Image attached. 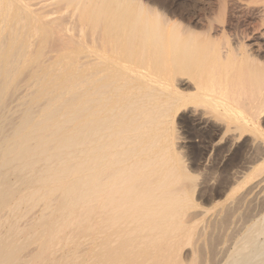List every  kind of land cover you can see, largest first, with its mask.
Masks as SVG:
<instances>
[{
    "label": "bare ground",
    "instance_id": "1",
    "mask_svg": "<svg viewBox=\"0 0 264 264\" xmlns=\"http://www.w3.org/2000/svg\"><path fill=\"white\" fill-rule=\"evenodd\" d=\"M244 1L233 23L228 0H26L20 17L19 0H0V109L24 82L36 47L28 40L42 46L59 24L76 25L62 59L34 60V94L47 97L39 114L21 112L5 140L0 125V264L194 263L196 247L184 248L197 222L185 213L196 201L173 122L185 109L213 110L225 133L264 146V0ZM84 42L93 50L80 56ZM18 90L13 100L26 103ZM260 154L242 165L239 190L264 181ZM257 211L208 264H264V204Z\"/></svg>",
    "mask_w": 264,
    "mask_h": 264
},
{
    "label": "rangeland",
    "instance_id": "2",
    "mask_svg": "<svg viewBox=\"0 0 264 264\" xmlns=\"http://www.w3.org/2000/svg\"><path fill=\"white\" fill-rule=\"evenodd\" d=\"M25 1L26 0H19V5L17 7V10H14V13H16L17 17H20L19 14H21V12H22V7L25 6ZM228 1H229L228 8L231 6H232V8H229L230 10L228 9V11L225 15L230 16L231 21L233 20V17H234V14L232 15L231 13H233L234 10L239 11L240 9H242V7L243 8L248 7L247 5H245L246 2L244 0H233V1L228 0ZM176 2H178V3H183V2L191 3V0H176ZM207 2L208 1H206V3ZM216 3H218V0H216ZM240 4H243V5H240ZM149 5L157 7V4L153 5L152 3H150ZM202 5H204V3ZM172 6L175 7L176 5L174 6V4H172ZM178 6L179 5L177 4V6L175 8L178 9L179 8ZM37 7L39 8L40 6H37ZM37 7H36V9H38ZM53 7L55 8V5H53L52 8ZM234 7H235V9H234ZM28 8L29 9L31 8V10L34 9L33 7H28ZM17 12L18 13L20 12V13L18 14ZM66 14H68V13H66ZM173 14H174V15H172V16H174V17H172L173 19L179 18L178 13H173ZM54 15H55V17L58 16V14H54ZM48 16H49V19H51L50 17H52V16L51 15H48ZM211 16L209 15V18H211ZM213 16H215V15H213ZM226 16H225V19L226 18L228 19L229 17H226ZM64 17H66V16L64 15ZM195 18H197V17H195ZM230 18H229V20H230ZM192 19H194V18H192ZM192 19H189V20H192ZM198 19H199V17H198ZM213 19H214V23L216 25V28L221 29L223 23L220 21V19L214 18V17H213ZM184 20L186 23L189 21L188 18H187V20L186 19H184ZM232 22L236 23V21H234V20ZM63 25L64 24H59L58 26L60 29L55 28L54 34H52L50 36V38L47 40L48 42H46L42 46H40V45L38 46V44L41 42V39H42L41 37H40L41 39H39V38L34 39L33 38L31 40H28V42H32L34 44L33 46L36 45V47L33 48L35 50L34 51L32 50L34 55L32 58L31 57L29 58V62H28L29 63L28 64L29 69L28 68L25 69L23 71L24 74L22 73L21 77H22V79H24L25 83L21 82L22 84H19L17 86V88L18 89L20 88V90H18L17 88L15 89V87H12V89L8 90V92L6 94V95H8V94L9 95L12 94V95L11 96L5 95V97L3 98V104L1 106L2 109H0V113H3L5 115L4 117H1V119H0V125L3 124L2 128H4V135H3V133L1 135L2 138L7 137V134H5V132L8 129L6 127H8L9 130L12 128L11 126H13V125L9 126L11 121L15 120V122H13V123L11 122V124H15V123H17L16 120L24 119V118H22L23 113H21V112L25 113V111H26L25 109H27L29 107L32 110L33 109L35 110V108H37L38 110L36 109L37 111L35 113L38 112L37 114H39L40 106L45 103L47 97L46 98L41 97V99H40L39 97L35 96L36 88H37V90L40 89V83L37 82L38 79L35 80V78H33V75H31V73L33 71V70L31 71V68H34V66H36L37 64H41V60H42V63H43V61H44V63H47V62L53 60V58L56 60L63 58V55L61 56V54H64V53L60 52L61 51L60 49H62V48H60V46H62L63 43H66V42L61 43V40L66 41L65 39L70 37L69 32L71 31V29L74 27L75 24L70 25L71 29L69 28L68 23L64 26ZM60 30H62V32ZM231 31L233 32V29H231ZM8 32H9L8 30L4 31L3 32L4 36H6L8 34ZM64 33H67V34L64 35ZM63 35L66 37H64ZM63 37L65 39H63ZM80 38L81 37H79L78 39H80ZM37 39H39V40H37ZM36 40H37L38 44H37ZM60 43H61V45H60ZM70 43H71V45L72 44L74 45V43L72 41ZM70 43H67V45L70 46ZM86 43L88 44L89 42L83 43L84 44V48H83L84 51L79 53L80 56L85 55V53L88 55L89 53H87L86 51L89 52V50H91V49L93 50V47H91V46H93V44L90 43L87 46ZM28 45L30 46L31 43L30 44L28 43ZM54 45H56V46H54ZM58 46H59V48H58ZM54 47H56V48L53 49ZM44 51H45V53L43 54L44 57H42L43 55H41V54ZM62 51H64V50L62 49ZM36 53L38 54L37 57H36ZM60 56H61V58H60ZM41 57H42V59H41ZM34 60L37 62H35ZM32 61H33V63H32ZM45 61H47V62H45ZM34 62L36 63V65ZM10 66H12V65H10ZM68 69H69V67H66L65 70H68ZM26 70L29 72H27ZM30 71H31V73H30ZM28 73H29V75L27 76ZM24 75H25V77H24ZM26 76H27V78H26ZM29 76L31 77V79ZM2 77H3V72H0V80L2 79ZM30 81H31V86H29ZM34 81H36V82H34ZM25 84H26V86H25ZM20 85H24V86H20ZM30 88L31 89L33 88V89L30 90ZM16 90H18V92H19L18 94H21V92H22L24 95H26L25 97H29L26 100L28 103L27 102L25 103L24 99L22 100V103H21V100L20 101H18V100L14 101L15 97H16L15 95L17 92ZM14 91H15V93H14ZM31 91H33L32 95L30 94ZM8 97H11V98L8 99L9 101L5 102L6 98H8ZM36 99L39 101L36 102ZM31 100L33 102H30ZM17 101H18V103H17ZM41 101H44V103ZM8 102L10 103V105L5 104V103L8 104ZM24 103L26 105H24ZM30 103H32V104H30ZM33 103L35 104V107L33 106ZM40 103H41V105H40ZM27 104H29V105H27ZM5 105L8 108L10 107L9 110L12 108L13 109L12 111H14V109H15V111L11 112V110H10L11 114H8L10 112L6 111L7 108L5 107ZM14 105H15V107H14ZM38 106H39V108H38ZM32 107H34V108H32ZM21 109H22V111H21ZM2 110H3V112H2ZM17 111H19V112H17ZM5 112H7V114ZM16 112H17V114H16ZM181 112L178 113V115L176 116V120L173 122L174 126L177 129L176 130L177 135H176V140H175L176 144H177V151L180 152L179 154H181L180 156L182 157L184 164H185V166H187V170H188L187 171L188 175H185V176L183 175L184 177L182 176L181 179L185 183L187 182V184L185 185V186H187V191L191 195V197L194 199V202L196 201V203H195L196 205H194V207L193 206L190 207L187 210V212L185 213V217L188 216L187 217L188 219H190V217H192L190 220H192L193 222L194 221L197 222V230L199 231V233L200 232L202 233L199 236V233L196 230L195 235L193 236V239H192V243L188 244L184 248V251H186V253H192L193 250L195 251V248H193V247H196V255H194L195 261L193 264H205V263L208 264L209 262L211 263L216 258L220 257L221 251L223 253L226 250V247L228 249L231 246L232 241H233L232 240L233 237L236 234L241 233L242 230L244 231L243 227L245 225L250 224L252 218L258 212L257 206L264 204V181L263 182L260 181L259 180L260 178H256L252 182H250L249 184H246L241 190L238 189V186L241 183L239 180H241V175H242L241 171L243 170L242 168L243 167H249V166H256L257 163L259 162L257 160V158H260V156H261L260 153H262V151L264 150V148H263L264 146L262 145L261 142L259 143V141H260L259 138H257V140L255 141L253 139V136L250 133H247V132L246 133H239L238 131H230V132L225 133V130L223 129L224 124H223V120H222L221 116L219 115V113H217L213 110H207V111L202 112L201 110L197 111V110H192L189 108V109L183 110L182 113ZM14 114H15V116H14ZM18 114H20L19 116L21 118L18 116ZM9 130L6 133H8ZM2 132H3V129H2ZM3 140H5V138ZM258 146H259V149H258ZM255 152L257 153L256 154L257 156L255 155ZM178 158H180V157H178ZM253 160H254V162H253ZM179 161L181 163V159L177 160L178 166H180L179 168H181ZM243 162H245V163H243ZM242 165H243V167H242ZM239 177H240V179H239ZM254 185H255V187H254ZM251 187L253 189H251ZM246 190L249 191L248 194H247ZM244 194L245 195L247 194L246 195L247 197ZM243 197H245V198H243ZM189 214H190V217H189ZM21 221L24 222L25 219H22ZM240 227L242 230L240 229ZM203 228H205V230ZM238 229H240L241 231H239ZM236 231H238V232L235 233ZM231 235L233 237L230 239ZM222 237H223V239H222ZM194 243H195V245H193ZM201 243L203 244V247H204V253L202 250L203 247H200V246H202ZM208 243H210V245ZM205 244H207V247ZM211 248H212V250H211ZM217 250H220L219 253H217L218 252ZM199 251L200 252L202 251L201 254L198 253ZM207 252H209V253H207ZM216 253H217V255H216ZM214 255H215V257H213ZM197 256H198V258H197ZM209 257H210V259H209ZM212 257H213V259H211ZM196 260H199L198 261L199 263H197Z\"/></svg>",
    "mask_w": 264,
    "mask_h": 264
}]
</instances>
